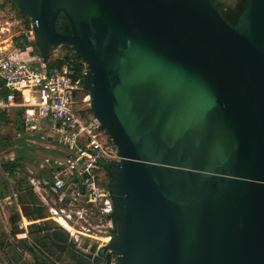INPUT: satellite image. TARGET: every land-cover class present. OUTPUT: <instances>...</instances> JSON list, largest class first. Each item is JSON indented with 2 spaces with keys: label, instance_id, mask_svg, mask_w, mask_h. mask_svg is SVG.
<instances>
[{
  "label": "water",
  "instance_id": "obj_1",
  "mask_svg": "<svg viewBox=\"0 0 264 264\" xmlns=\"http://www.w3.org/2000/svg\"><path fill=\"white\" fill-rule=\"evenodd\" d=\"M16 1L43 60L72 47L87 66L120 156L107 168L118 226L87 255L45 226L1 242L0 264H44L48 246L82 264H264V0L236 26L211 0Z\"/></svg>",
  "mask_w": 264,
  "mask_h": 264
},
{
  "label": "built area",
  "instance_id": "obj_2",
  "mask_svg": "<svg viewBox=\"0 0 264 264\" xmlns=\"http://www.w3.org/2000/svg\"><path fill=\"white\" fill-rule=\"evenodd\" d=\"M36 25L30 19L23 33L33 41ZM60 49L52 51L46 60L40 55V64L32 65L21 59L29 50L14 49L10 53L0 49V113L10 115L16 109H23L32 120L38 115L59 124L56 139L68 151L67 156L54 164L46 160L45 165L52 166V170L44 166L41 169L48 172V178L29 175L34 193L48 209L47 219L59 223L57 226L75 239L78 231L72 225V218L90 213L107 223L112 235L114 204L107 168L120 161L118 148L92 115L90 95L75 80V51L67 53ZM48 63L55 65L48 69ZM34 223L39 225L41 221ZM63 223L70 225L76 234ZM23 225L20 224L21 230L27 226L23 228ZM111 264H116L114 257Z\"/></svg>",
  "mask_w": 264,
  "mask_h": 264
},
{
  "label": "rangeland",
  "instance_id": "obj_3",
  "mask_svg": "<svg viewBox=\"0 0 264 264\" xmlns=\"http://www.w3.org/2000/svg\"><path fill=\"white\" fill-rule=\"evenodd\" d=\"M224 1L232 6L236 3V0ZM2 3L3 0H0V5ZM16 14V12L10 10V6H8L5 10H0V49L9 50L10 53H13L15 49L13 44L14 38L22 35L26 29L24 21L17 18ZM60 51L63 50L60 49ZM21 59L28 62L30 65H32L33 62L40 64L42 61L38 54L34 53L33 49H29L27 53L22 54ZM10 119V124L0 126V165L2 161L22 158L27 174L30 175L32 173L35 176H39L43 172L41 169L43 166L48 169V165H45V162L46 160L51 159L50 157H53L51 156V152H57L59 148L54 146V142L49 141L48 139V135L53 136L52 126L48 122H43L37 117L35 126H37V128L43 127L44 129H34V126H28V122L26 121L24 132H21L17 130L15 117L12 116ZM38 134L40 138H37ZM5 138H9L10 142L13 143H15L18 139H22L23 141L22 144L19 145L14 144L13 146L3 147L1 146V143ZM2 180H5L9 185L10 195L6 199H2L0 197V235L1 233H4L8 236L14 225L19 226V222L23 223L28 220H23L18 213V209L21 208H18L16 198L13 196L15 182L11 178L2 176L0 173V185ZM17 214L20 216L18 223L13 224L12 217ZM22 215L24 214L22 213ZM25 219H27L26 216ZM48 220L49 219H45L44 221L52 224L51 221ZM44 221L41 220V222ZM34 222L36 221H29L27 225L33 226L35 224ZM72 225L78 231L75 239L79 241L80 244H93L94 242H100L102 244L105 239L110 240L111 230L107 226V223L102 222L99 218L94 217V215L90 213H82V218L73 217ZM24 235L25 234H20L19 236L22 238ZM7 238L8 237L5 239Z\"/></svg>",
  "mask_w": 264,
  "mask_h": 264
},
{
  "label": "trees",
  "instance_id": "obj_4",
  "mask_svg": "<svg viewBox=\"0 0 264 264\" xmlns=\"http://www.w3.org/2000/svg\"><path fill=\"white\" fill-rule=\"evenodd\" d=\"M8 1L10 0H6L0 5V10H5L8 6H10V10L17 13L16 14L17 18L24 21L25 28L27 29L30 23L29 16L20 8V6L17 3H15L14 0L12 1L13 5H9ZM246 3H247V0L241 9L234 12V14L229 15V17H224L222 15L225 21H227L232 26H236L237 20L242 15L245 9ZM60 18H65V15L61 13L58 18V21ZM57 30L60 33H65V31H63L62 28L60 27L59 22H57ZM13 44H14L15 49H20L23 52H27L31 48L33 49L35 54H38V56H40V52L38 50V46L36 45V43L33 40L29 39L25 34L15 37L13 40ZM62 50L67 53L74 52L72 47H62ZM75 58L77 59L75 80L83 83L85 75H86L85 73L87 71V66L82 64V60L76 54H75ZM54 65L55 64L53 63H48L47 67L48 69H51L54 67ZM6 120L8 122V119ZM19 121H20V125L23 126L24 128L25 121L22 120V118H19ZM2 145L8 146V143L3 142ZM0 173L2 174V176H6L7 178H11L15 181L13 196L16 197L17 205L21 207L22 209H24V211L26 212L27 218L29 219V221H41L49 217L47 207L41 202L39 197L34 193L33 188L29 183V174H27L24 161L22 160V158H17L15 160H9V161H2L0 165ZM107 177L110 182L111 177L109 175H107ZM9 195H10L9 185L7 184L5 180H2V183L0 185V197L2 199H6L9 197ZM111 218L113 219V222H114V230H112V233H115V230L118 226V220L113 215ZM18 219H19V215L18 214L14 215L13 222L16 223ZM51 223L52 224H50L47 221H44L36 226H40L39 227L40 230L43 229L45 226H48L50 228L58 227L53 222ZM32 233L34 232H31V234ZM3 238H4V235L3 234L0 235V243L3 240ZM44 264H49V262L46 260ZM51 264H56V263H51ZM78 264H82V263L79 262Z\"/></svg>",
  "mask_w": 264,
  "mask_h": 264
},
{
  "label": "crops",
  "instance_id": "obj_5",
  "mask_svg": "<svg viewBox=\"0 0 264 264\" xmlns=\"http://www.w3.org/2000/svg\"><path fill=\"white\" fill-rule=\"evenodd\" d=\"M35 66H37V65H35ZM12 116H14L15 117V119H16V122H17V130H19V131H21V132H24V128H23V126H21L20 125V121H19V118H22V120H24L25 121V124H26V121L27 122H29V121H33L34 122V129H39V130H42V129H44L43 127H38L37 128V126H35V123H36V118L38 117L40 120H42L43 122H48L51 126H52V132H53V136H50V135H48V139H49V141H53L54 142V146H57V148H58V151L56 152V151H54V152H51V156H53V157H50L51 159H49L48 161L50 162V163H52V164H54V162H56V161H61V160H63L66 156H67V154H68V151L67 150H65L63 147H61V146H59V144H58V142H57V139H56V126H57V124L56 123H54V122H52L51 120H49L48 118H42V117H40V116H35L34 117V119L32 120V119H30L29 118V116L26 114V112H25V110H23V109H16V110H14L10 115H5V114H2V113H0V126L1 125H6V124H10L11 123V117ZM6 119H8V122H7V120ZM22 139H18L15 143H13V142H10V140H9V138H5L3 141H2V143L3 142H7L8 143V146H13L14 144L15 145H19V144H22ZM2 143H1V146H3L2 145ZM8 146H3V147H8ZM49 167V166H48ZM50 168V170H52V166L51 167H49ZM49 170V171H50ZM48 172H45V171H43L39 176H37L38 178H40V179H42V178H48V174H47ZM14 181V180H13ZM15 182V181H14ZM21 208V207H20ZM18 213L20 214V216L23 218V220H28V221H25V222H23L24 223V225H23V228H24V226H25V224L27 225L28 224V222H29V219L27 218V219H25V216L27 217V214H26V212L24 211V209H18ZM22 213L24 214V215H22ZM18 214V215H19ZM49 215V214H48ZM19 216V217H20ZM14 217V216H13ZM13 217H12V223L13 224H15L14 222H13ZM20 221V220H19ZM44 221V220H43ZM16 223H18V221L16 222ZM22 222H19V226L18 225H14V227L11 229V232H10V234L7 236L6 234H4V233H1V235L3 234L4 235V238H3V240L1 241V242H6L7 240L8 241H11V242H13L14 244H19L18 242L20 241V240H22V239H25V238H28V237H30L29 236V233H30V228H31V226H29V225H27V226H25V230H26V233H25V235L21 238V236H19L20 234H16V233H18V231H20L21 229H20V224H23ZM35 225V224H34ZM33 225V226H34ZM29 226V227H28ZM6 237H8L7 239H5ZM77 242V247L78 248H80V249H83L84 247V244H86V243H84V244H80V242L79 241H76ZM97 244H98V246H99V242H96ZM103 243H105V242H103ZM102 243V244H103ZM89 244V243H88ZM93 244H95V242L93 243ZM93 244H89L90 245V247H89V249L91 250L92 249V246H93ZM106 244V243H105ZM100 247V246H99ZM85 250V249H84ZM69 263V259L67 260V261H57V264H68ZM79 263V262H78ZM77 263V264H78Z\"/></svg>",
  "mask_w": 264,
  "mask_h": 264
},
{
  "label": "flooded vegetation",
  "instance_id": "obj_6",
  "mask_svg": "<svg viewBox=\"0 0 264 264\" xmlns=\"http://www.w3.org/2000/svg\"><path fill=\"white\" fill-rule=\"evenodd\" d=\"M4 1H6V0H3V2ZM12 1L13 0L8 1V4L9 5H13L12 4ZM14 1H15V3H17L16 0H14ZM211 2L219 9L220 13L224 17H229V15L234 14V12L238 11L239 9H241L242 6L244 5V3L246 2V0H236L235 5H233V6L231 4H228L224 0H211ZM59 25L62 28V30L65 31V33H62V34H67L68 33V28H67L68 21H67V19L66 18H60L59 19ZM37 138H40L39 134L37 135ZM107 180L109 181L108 177H107ZM39 227L40 226L34 225V226H32L30 228L31 230H30L29 236L31 238H32V236H34V234H37L38 232H40L39 231L40 230ZM31 232H34V233L31 234ZM104 245H105L104 243L103 244L100 243L99 244L100 247L98 246V249L101 248ZM83 247L84 248L81 249V250L86 255L87 254H91L90 253V249H89L90 245L88 243L84 244ZM42 251L46 254L47 258L49 259V264H51V263H56L57 264V261H63V258H62V260L61 259L60 260H56L58 257H60V254L59 253H56L55 250L51 246L45 247ZM93 256H95V255H93ZM78 262H81L82 263V259L81 258H78V257H75V256H72V258L69 259V263L68 264H77ZM87 263H89V264H95V261L93 259H87Z\"/></svg>",
  "mask_w": 264,
  "mask_h": 264
},
{
  "label": "bare ground",
  "instance_id": "obj_7",
  "mask_svg": "<svg viewBox=\"0 0 264 264\" xmlns=\"http://www.w3.org/2000/svg\"><path fill=\"white\" fill-rule=\"evenodd\" d=\"M65 224H66V225H65ZM65 224H64V226H65L68 230H70L71 232H73L74 234H76V232L72 229V227H71L70 225H68L67 223H65ZM105 241L108 242L109 239H105ZM105 241H104V242H105Z\"/></svg>",
  "mask_w": 264,
  "mask_h": 264
}]
</instances>
